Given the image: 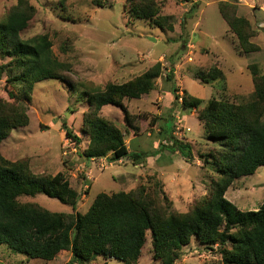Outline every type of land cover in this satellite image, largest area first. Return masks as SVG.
I'll list each match as a JSON object with an SVG mask.
<instances>
[{
  "label": "rangeland",
  "instance_id": "rangeland-1",
  "mask_svg": "<svg viewBox=\"0 0 264 264\" xmlns=\"http://www.w3.org/2000/svg\"><path fill=\"white\" fill-rule=\"evenodd\" d=\"M24 1L26 8L34 11L21 39L47 36L54 57L70 67L64 76L72 87L59 80L34 84L30 102L23 104L28 125L9 133L1 143L0 155L9 162H25L35 175L53 177L62 173L79 194L75 206L79 213H85L99 193L137 194L141 189L167 212L191 211L193 204L208 194L209 182L217 175L211 160L207 158L206 163L204 158L222 149L206 138L198 114L211 99L235 105L251 99L254 83L250 68L255 66L259 75H264V0H247L248 5H244L246 0H238L241 5L237 0H152L158 7V16L168 18L164 30L131 18L126 0ZM17 3L18 0H0V19ZM220 4L235 8V15L247 20L249 42L257 46V51L237 52V41L220 16ZM168 24L172 26L170 31ZM8 62V58H0V69ZM157 63L162 71L155 89L138 100L123 101L136 127L134 132L124 126L122 113L116 107L108 105L99 115L124 133L129 152L150 155L155 148L160 156L139 164L128 158L110 163L104 158L87 160L81 156L89 146L82 125L88 111L84 91L131 81ZM211 69L220 70L222 77L207 83L196 79L198 73L205 75ZM3 70L0 100L14 104L9 93L17 95L21 90L8 83ZM174 96H178L176 102ZM182 96L201 102L196 109H184L179 103ZM182 119L190 132L176 135L174 126ZM62 122L80 139L78 145L67 139ZM173 140L191 146V161L167 149ZM225 198L243 212L257 210L264 202V166L253 175L235 180ZM18 201L50 212H72L70 206L42 194L21 196ZM151 249L147 233L137 264H160L152 258ZM70 258L69 252H62L53 262L29 259L0 245V264H67ZM220 259L217 245L209 247L191 239L174 264H215ZM104 262L122 264L101 256L85 264Z\"/></svg>",
  "mask_w": 264,
  "mask_h": 264
},
{
  "label": "trees",
  "instance_id": "trees-1",
  "mask_svg": "<svg viewBox=\"0 0 264 264\" xmlns=\"http://www.w3.org/2000/svg\"><path fill=\"white\" fill-rule=\"evenodd\" d=\"M126 1L131 18L165 29L164 21L168 18L158 16L154 1ZM26 4L18 0L6 17L0 19V58L9 59L0 74L4 69L8 83L21 90L17 95L9 93L14 104L0 100V146L11 131L28 125L23 104L30 102L34 84L59 80L72 87L64 76L70 67L54 57L47 36L21 39L20 34L28 27L34 11L32 7L26 8ZM194 8L195 5L191 10ZM218 9L237 41V52L257 51V46L249 42L251 31L247 20L236 16L235 8L227 4H220ZM166 27L172 30L170 24ZM161 69L157 63L131 81L107 83L102 89L84 91L88 111L82 125L88 134L89 146L81 156L87 160L104 157L110 163L128 158L139 164L146 159L144 153L129 152L124 133L99 114L108 105L118 108L124 126L134 132L136 127L123 101L150 94ZM250 70L254 90L246 104L211 99L198 114L206 138L222 149L205 156L206 163H209L207 158L211 160L217 175L209 182L208 194L195 202L191 211L167 212L141 189L137 194L99 193L88 210L79 213L75 210L79 194L62 173L53 177L35 175L25 162H9L0 155V245L29 259L46 262H52L60 252H69L71 258L67 264H85L97 256L113 258L122 264H137L149 233L152 258L160 264H174L191 239L209 247L217 245L221 259L215 264H264V202L255 211L243 212L225 198L235 180L253 175L264 166V75L260 76L255 66ZM221 77L220 70L211 69L205 75L198 73L196 79L207 83ZM177 98L174 96L175 102ZM200 102L182 96L181 106L196 109ZM62 128L67 139L76 145L80 143L64 122ZM167 149L179 153L187 162L193 159L191 146L184 142L173 140ZM37 194L70 206L72 212H50L18 201L21 196Z\"/></svg>",
  "mask_w": 264,
  "mask_h": 264
},
{
  "label": "crops",
  "instance_id": "crops-1",
  "mask_svg": "<svg viewBox=\"0 0 264 264\" xmlns=\"http://www.w3.org/2000/svg\"><path fill=\"white\" fill-rule=\"evenodd\" d=\"M106 107V106H105ZM105 107H103L102 109H101V113H102V111H103V109H105ZM107 109H109V108H107ZM114 109H117V108H114ZM107 111H110V113H112V114H116L117 112L115 111V110H113V109H109V110H107ZM103 116H105V117H108V115H104L103 114ZM118 117H119V119H121V116L120 115H118ZM166 130H167V125H166V128H165ZM136 137V136H135ZM135 139V138H134ZM156 155H158V156H160V154H158L157 153V151H155V148L153 149V151H152V153L150 154V155H147V157H146V161L145 162H149V160L148 159H151V160H154L155 161V159L156 158H153V157H155ZM104 158V157H103ZM103 158L101 159V160H103ZM125 159V158H124ZM100 160V159H99ZM118 163V162H117ZM135 167H140L139 165H134ZM142 167V166H141ZM139 173V172H138ZM137 174V173H136ZM60 253H62V252H60ZM60 253L56 256V258L58 257V256H60ZM64 253H66V252H64ZM56 258L53 260V261H55L56 260ZM52 261V262H53Z\"/></svg>",
  "mask_w": 264,
  "mask_h": 264
},
{
  "label": "built area",
  "instance_id": "built-area-1",
  "mask_svg": "<svg viewBox=\"0 0 264 264\" xmlns=\"http://www.w3.org/2000/svg\"><path fill=\"white\" fill-rule=\"evenodd\" d=\"M239 1H243V0H239ZM239 1H238V3L240 4ZM250 1H252L253 3H255V2H258L259 0H250ZM244 5H248L247 0L244 2ZM181 99L182 98L180 97L179 98V101H180L179 103L182 102ZM177 122H179V123L177 124ZM177 122H176V126H174L175 127V130H176V135H182L183 132H190V129L188 127H186L185 125H182L183 119L181 121L178 120Z\"/></svg>",
  "mask_w": 264,
  "mask_h": 264
}]
</instances>
